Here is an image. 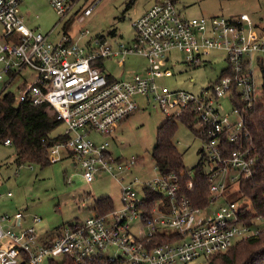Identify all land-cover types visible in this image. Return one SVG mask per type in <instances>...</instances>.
<instances>
[{"label":"built area","instance_id":"built-area-1","mask_svg":"<svg viewBox=\"0 0 264 264\" xmlns=\"http://www.w3.org/2000/svg\"><path fill=\"white\" fill-rule=\"evenodd\" d=\"M48 1L63 26L55 39L57 22L48 32L31 27L21 14V0H0V97L54 107L69 138L49 146L51 162L71 158L88 182L113 175L121 186L122 207L93 208L45 240L35 224L24 228L23 211L2 213L0 264H209L212 255L262 233L264 215L250 213L252 200L244 190L245 183H255L259 160L247 112L256 108L264 117V35L249 13L187 17L175 0H154L130 21L133 33L119 38L116 30L74 26L92 14L88 0ZM217 48L224 51L227 66L201 93L159 82L173 74L169 62L199 66ZM131 55L146 57L143 72L116 77L106 70L107 60L121 65ZM142 98L168 117L188 113L199 125L209 162L210 195L204 206L194 205L186 194L195 184L182 176L192 177L193 171L159 172L141 181L132 178L138 157H116L109 150V136L141 108ZM3 142L12 144L9 138ZM148 188L161 193L151 208L145 201ZM32 220L38 223L41 217L35 214Z\"/></svg>","mask_w":264,"mask_h":264},{"label":"rangeland","instance_id":"rangeland-1","mask_svg":"<svg viewBox=\"0 0 264 264\" xmlns=\"http://www.w3.org/2000/svg\"><path fill=\"white\" fill-rule=\"evenodd\" d=\"M153 0H88L93 6L92 14L84 22H75L77 29L90 28L93 32L116 30L119 38H128L133 33L130 21L148 9ZM176 7L183 15L216 16L240 15L249 13L258 33L264 35V0H175ZM20 11L29 19L31 27H40L50 31L57 22L59 28L52 38L63 30L60 17L48 0H21ZM180 60L185 55L173 51ZM206 62L199 66L187 63L169 62L173 74L163 77L159 82L172 89L190 90L201 93L211 81L218 78L227 66L226 55L221 49H213L206 55ZM106 70L116 76L122 72L144 71L148 66L146 57L131 55L125 64H118L115 59L106 61ZM125 74V73H124ZM125 76V75H122ZM155 102V101H154ZM167 115L160 106H141L135 113L123 119L110 138L109 150L116 157L140 158V163L133 169V179L147 181L159 175L152 156L157 142V130ZM174 141L184 153L183 162L187 170L194 172V166L202 157V139L195 127L178 120ZM65 124L53 131L54 135L65 130ZM16 149L13 144L0 142V214H14L23 211L26 214L24 228L35 224L38 233L45 240L54 231L68 223L83 220L91 213V206L96 198L110 195L115 208H121V186L111 174H103L88 182L76 166L71 165V158H63L41 167L38 164L19 165L16 161ZM204 167L209 162L206 160ZM143 194L141 182L136 188ZM13 191L12 196L8 192ZM37 214L41 221L32 220ZM21 231L22 228H17ZM188 264V263H187Z\"/></svg>","mask_w":264,"mask_h":264},{"label":"trees","instance_id":"trees-1","mask_svg":"<svg viewBox=\"0 0 264 264\" xmlns=\"http://www.w3.org/2000/svg\"><path fill=\"white\" fill-rule=\"evenodd\" d=\"M67 30L71 29L67 24ZM115 77L109 74V79ZM247 118L251 133L257 144L259 160L258 172L254 175L252 183H245L244 190L246 195L252 200V209L250 213L256 211L257 214L264 215V117L258 109H251L247 112ZM178 120L196 126V122L191 115L185 113L180 118L166 117L157 130V142L153 149L152 156L156 167L162 174L180 173L185 168L183 158L184 153L177 147L174 138L178 128ZM63 123L61 117L54 107L41 103L33 105L27 102L15 104L11 95L0 97V142L6 138L12 140L16 149V161L19 165L38 164L41 167L51 162L49 155V146L67 141L69 135L64 131L53 134V131ZM197 135L198 130L195 128ZM234 148V144H231ZM202 151V150H201ZM138 158L137 163H140ZM205 155L202 154L199 162L193 167V176H182L186 183L189 179L194 181L195 187L186 190V194L196 206H204L209 200L210 183L208 181L205 165ZM192 171V170H190ZM146 205L148 208L154 207L161 193L157 190L146 189ZM109 211L115 208L110 195L96 198L91 209ZM254 215V214H253ZM62 264H75L72 260H66ZM94 264H113L105 260H99ZM209 264H264V231L252 238H244L232 245L222 253L212 255Z\"/></svg>","mask_w":264,"mask_h":264},{"label":"crops","instance_id":"crops-1","mask_svg":"<svg viewBox=\"0 0 264 264\" xmlns=\"http://www.w3.org/2000/svg\"><path fill=\"white\" fill-rule=\"evenodd\" d=\"M154 1V0H153ZM153 1H152V3H153ZM149 9V8H148ZM148 9H146V10H148ZM145 10V11H146ZM144 11V12H145ZM143 12V13H144ZM206 16V15H205ZM232 16H235L234 14H232ZM232 16H230V17H232ZM29 18V17H28ZM125 73V72H124ZM122 71H121V75L120 76H116V77H121L122 75H126V73L124 74ZM140 102H141V105H144L145 107H147V108H149L150 107V104H148V101L146 100V99H144V98H142L141 100H140ZM66 158V157H65ZM69 158V157H68ZM71 165L73 166V162H72V160H71Z\"/></svg>","mask_w":264,"mask_h":264}]
</instances>
